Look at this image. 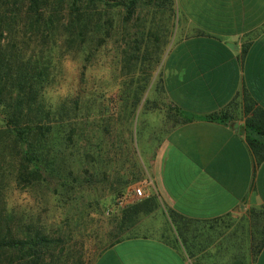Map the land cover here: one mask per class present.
I'll return each instance as SVG.
<instances>
[{"label": "rangeland", "instance_id": "374dc122", "mask_svg": "<svg viewBox=\"0 0 264 264\" xmlns=\"http://www.w3.org/2000/svg\"><path fill=\"white\" fill-rule=\"evenodd\" d=\"M20 7L0 30V58L13 70L41 72L34 89L38 102L49 119L59 108L72 118L62 125V138L71 125L76 134L73 144L55 143V135L49 142V157L57 152L62 172L52 189L30 183L19 149L0 136V220L8 215L15 234L24 225L38 227L64 241L56 257L90 264L130 234L166 229L155 200L137 198L134 190L145 193L154 152L174 124L162 84L164 57L175 40L173 3L140 4L129 20L111 7L96 16L99 25L90 34L73 41L62 27L66 10L55 18L60 24L50 36L41 24L32 26ZM135 92L140 102L133 109L124 97ZM261 223L249 214L226 225L247 252L256 246Z\"/></svg>", "mask_w": 264, "mask_h": 264}, {"label": "crops", "instance_id": "0c3cea01", "mask_svg": "<svg viewBox=\"0 0 264 264\" xmlns=\"http://www.w3.org/2000/svg\"><path fill=\"white\" fill-rule=\"evenodd\" d=\"M171 3L175 40L162 84L174 124L154 152L145 188L166 229L130 234L90 264H233L242 257L264 264V245L246 252L226 225L264 210V160L256 161L244 134L246 107L264 111V0ZM176 109L192 119L175 124ZM221 113L230 121L205 119Z\"/></svg>", "mask_w": 264, "mask_h": 264}, {"label": "trees", "instance_id": "16d2710c", "mask_svg": "<svg viewBox=\"0 0 264 264\" xmlns=\"http://www.w3.org/2000/svg\"><path fill=\"white\" fill-rule=\"evenodd\" d=\"M152 1L0 0V30L2 25L7 23L6 16L19 12L23 9L19 6L24 5L25 17L32 20V26L41 24L45 27L47 34L52 36L57 29V24H60L55 21V18L60 12L66 10V23L62 27L73 41L90 34L92 29L99 25L96 16L103 15L107 9L111 7L122 9L129 20L137 12L140 4L150 6ZM40 73L32 74L19 69L13 70L3 57L0 58V136H4L19 149L21 162L30 183L43 184L52 189L54 186L57 188V183L62 180V172L55 159L57 152L53 158L49 157L53 148H50L49 142L55 135V143L58 142L60 145L62 141L75 143L76 128L71 125L67 135L62 138L61 132L64 133L62 125L65 121L72 123V118L63 117L60 113L62 109L59 108L52 119H49V113L42 109L34 91L40 80ZM124 99L128 102V106L131 103V107L136 109L140 102V95L135 92L131 97H124ZM246 112L252 114L245 121V139L253 157L260 163L264 160V111L246 107ZM174 113L179 119L175 124L192 119L184 111L176 109ZM205 119L220 123L230 121L226 113L208 116ZM251 214L262 218V223L255 232L258 237L256 246L252 249L253 254L259 252L264 245V210L260 213L253 210ZM63 242L62 239L50 238L38 227L31 228L27 225H24L20 234H15L8 215L0 220V264H67L70 256L64 257L63 260L55 256L58 246L61 248L59 253L64 252L60 246ZM80 259L81 256L76 262H80ZM246 260L248 259L242 257L238 263L233 262V264H245Z\"/></svg>", "mask_w": 264, "mask_h": 264}, {"label": "built area", "instance_id": "2783aa9c", "mask_svg": "<svg viewBox=\"0 0 264 264\" xmlns=\"http://www.w3.org/2000/svg\"><path fill=\"white\" fill-rule=\"evenodd\" d=\"M134 195L137 198H143L147 196L145 193H143V191L140 188H137L136 190H134Z\"/></svg>", "mask_w": 264, "mask_h": 264}, {"label": "clouds", "instance_id": "9594fccd", "mask_svg": "<svg viewBox=\"0 0 264 264\" xmlns=\"http://www.w3.org/2000/svg\"><path fill=\"white\" fill-rule=\"evenodd\" d=\"M63 94H64L63 92L60 93V95H63Z\"/></svg>", "mask_w": 264, "mask_h": 264}]
</instances>
